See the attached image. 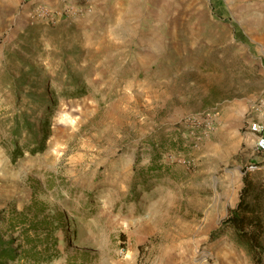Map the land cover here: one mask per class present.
Segmentation results:
<instances>
[{
	"label": "rangeland",
	"instance_id": "rangeland-1",
	"mask_svg": "<svg viewBox=\"0 0 264 264\" xmlns=\"http://www.w3.org/2000/svg\"><path fill=\"white\" fill-rule=\"evenodd\" d=\"M19 1L0 15V116L43 119L55 105L41 153L13 160L0 127V210L45 203L39 264H254L230 230L211 240L260 159L248 126L264 121V48L251 22L222 0ZM23 46L50 79L40 111L4 90ZM251 177L264 184V169ZM28 225L12 234L14 264H36Z\"/></svg>",
	"mask_w": 264,
	"mask_h": 264
},
{
	"label": "trees",
	"instance_id": "trees-1",
	"mask_svg": "<svg viewBox=\"0 0 264 264\" xmlns=\"http://www.w3.org/2000/svg\"><path fill=\"white\" fill-rule=\"evenodd\" d=\"M27 49L23 46L16 51L19 61L17 68L11 66L5 68L2 74L6 84L4 90L19 104L24 98L35 101L38 97L41 103L35 111H40L43 108V103L46 102L45 91L51 88L50 79L48 76H44L41 64L28 58L30 53H26ZM77 79H73L76 85ZM48 103L43 119H38L36 115L31 120L26 111H21V107L14 113L3 111L0 116V127L10 136L8 144L13 160L23 156L25 152L35 155L45 150L51 134V124L47 116L51 113L55 101L52 105ZM251 164L262 167L264 161L255 160ZM244 172V185L240 191L239 200L236 206L229 210L228 215L221 220L218 229L211 233V240L226 235V231L230 230L234 235L236 245L245 249L251 261L254 264H264V184L253 180L251 174L255 171L245 168ZM45 209L44 202L34 199L32 204L24 210H13L7 217L5 211L0 210V264H14L22 258L21 247L15 246L20 240V236L15 237L12 234L25 223H29V225L23 229V236L34 247V250L27 254V258L39 264L40 252L35 248H37L38 242H42L39 233L43 232L49 218L36 220V217L39 210L44 212ZM53 218L61 220V210L54 208ZM4 225L9 228L4 229L2 227ZM31 230L37 237L31 238L28 235Z\"/></svg>",
	"mask_w": 264,
	"mask_h": 264
},
{
	"label": "crops",
	"instance_id": "crops-1",
	"mask_svg": "<svg viewBox=\"0 0 264 264\" xmlns=\"http://www.w3.org/2000/svg\"><path fill=\"white\" fill-rule=\"evenodd\" d=\"M28 1H45L52 5L55 4L53 0ZM91 1L96 4L99 0ZM222 2L226 4V8L230 6L237 7V12L242 13L239 15L241 24L251 22L253 40L255 43H261L264 48V0H222ZM19 3V0H0V15L3 12H12ZM1 18L2 16H0ZM260 119H263V116Z\"/></svg>",
	"mask_w": 264,
	"mask_h": 264
},
{
	"label": "built area",
	"instance_id": "built-area-1",
	"mask_svg": "<svg viewBox=\"0 0 264 264\" xmlns=\"http://www.w3.org/2000/svg\"><path fill=\"white\" fill-rule=\"evenodd\" d=\"M52 12L53 11L47 6H38L35 9L33 15L35 17L53 19L52 17L54 16V14ZM204 122L205 126L204 130L201 133V137L203 135H206L212 129L213 118H206L204 119ZM248 128L250 133L253 135L254 147L257 154L259 155V160L264 161V121L254 120L249 123ZM246 168L249 171H256L260 168L264 169V165L262 167H259L250 163L248 166H246Z\"/></svg>",
	"mask_w": 264,
	"mask_h": 264
}]
</instances>
